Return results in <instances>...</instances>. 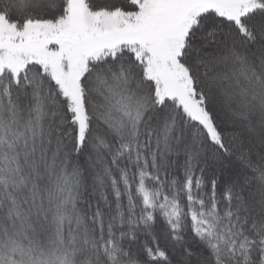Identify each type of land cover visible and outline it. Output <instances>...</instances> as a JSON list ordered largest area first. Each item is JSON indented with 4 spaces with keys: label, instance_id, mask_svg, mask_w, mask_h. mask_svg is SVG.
I'll list each match as a JSON object with an SVG mask.
<instances>
[{
    "label": "snow or ice",
    "instance_id": "6c2138e0",
    "mask_svg": "<svg viewBox=\"0 0 264 264\" xmlns=\"http://www.w3.org/2000/svg\"><path fill=\"white\" fill-rule=\"evenodd\" d=\"M0 264H264V0H0Z\"/></svg>",
    "mask_w": 264,
    "mask_h": 264
}]
</instances>
